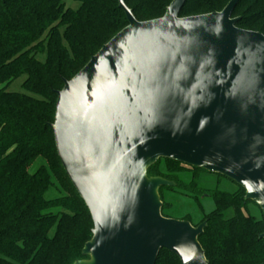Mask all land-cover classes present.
<instances>
[{
	"label": "water",
	"instance_id": "1",
	"mask_svg": "<svg viewBox=\"0 0 264 264\" xmlns=\"http://www.w3.org/2000/svg\"><path fill=\"white\" fill-rule=\"evenodd\" d=\"M173 0L128 25L57 92L54 132L64 170L94 228L73 264H209L199 241L207 222L162 215L160 159L218 174L245 190L264 217V34L220 12L181 17ZM264 239V233L260 235Z\"/></svg>",
	"mask_w": 264,
	"mask_h": 264
},
{
	"label": "trees",
	"instance_id": "2",
	"mask_svg": "<svg viewBox=\"0 0 264 264\" xmlns=\"http://www.w3.org/2000/svg\"><path fill=\"white\" fill-rule=\"evenodd\" d=\"M0 0V264H73L92 238L90 212L58 156L54 132L57 92L128 25L119 0ZM173 0H125L139 21L162 17ZM230 0H187L181 17L222 11ZM237 27L264 34V0H241ZM24 78L23 92L12 84ZM206 171L160 159L149 176L174 182L162 187V215L207 222L199 241L209 264H264V217L245 190L203 188ZM190 173V180L180 174ZM209 198L214 208L195 223L178 215L165 192ZM54 193H58L54 195ZM257 207L261 218L250 211ZM230 212L232 213L231 216ZM156 264H181L161 250Z\"/></svg>",
	"mask_w": 264,
	"mask_h": 264
},
{
	"label": "rangeland",
	"instance_id": "3",
	"mask_svg": "<svg viewBox=\"0 0 264 264\" xmlns=\"http://www.w3.org/2000/svg\"><path fill=\"white\" fill-rule=\"evenodd\" d=\"M66 3L68 6L76 7V4L71 0H67ZM23 79L24 78H21L15 81L10 87V90L23 92V90L21 89V83ZM180 176L185 180H190L191 174L183 173L180 174ZM199 184L203 188L213 189L218 186L220 189L227 190L230 192H233L237 189V186L232 182H230L229 180L222 179L219 181L218 175L209 172L201 173L199 177ZM57 194L58 193H54V195ZM165 197L168 202L174 203V208H176V210L179 211L178 215L184 216L186 214H190L194 219L195 223L200 222L201 219L204 217V215L208 214L214 208V204L209 198H202L201 206H200L193 198L184 196L179 193H172L166 191ZM250 211L257 218H261V213L257 207L250 205ZM231 215L232 213L230 212L229 216Z\"/></svg>",
	"mask_w": 264,
	"mask_h": 264
}]
</instances>
